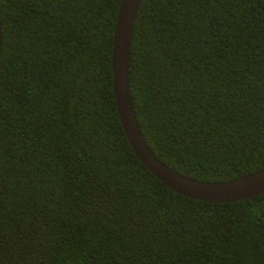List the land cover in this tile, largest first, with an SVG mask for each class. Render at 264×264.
Wrapping results in <instances>:
<instances>
[{"label": "trees", "instance_id": "16d2710c", "mask_svg": "<svg viewBox=\"0 0 264 264\" xmlns=\"http://www.w3.org/2000/svg\"><path fill=\"white\" fill-rule=\"evenodd\" d=\"M121 0H0V264H264V193L175 192L138 158L112 56ZM132 103L193 179L264 167V0H141Z\"/></svg>", "mask_w": 264, "mask_h": 264}, {"label": "water", "instance_id": "95a60500", "mask_svg": "<svg viewBox=\"0 0 264 264\" xmlns=\"http://www.w3.org/2000/svg\"><path fill=\"white\" fill-rule=\"evenodd\" d=\"M141 0H121L114 31L112 56L114 92L121 122L134 152L142 163L175 192L211 202H230L264 193V167L226 182L193 179L169 167L149 147L135 113L129 80L130 47ZM3 42L0 19V56Z\"/></svg>", "mask_w": 264, "mask_h": 264}]
</instances>
